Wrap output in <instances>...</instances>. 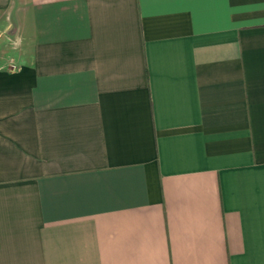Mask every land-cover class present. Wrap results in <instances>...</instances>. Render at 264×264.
<instances>
[{"label":"crops","instance_id":"crops-1","mask_svg":"<svg viewBox=\"0 0 264 264\" xmlns=\"http://www.w3.org/2000/svg\"><path fill=\"white\" fill-rule=\"evenodd\" d=\"M0 264H264V0H0Z\"/></svg>","mask_w":264,"mask_h":264},{"label":"built area","instance_id":"built-area-1","mask_svg":"<svg viewBox=\"0 0 264 264\" xmlns=\"http://www.w3.org/2000/svg\"><path fill=\"white\" fill-rule=\"evenodd\" d=\"M8 68L10 70H16L17 69V66H16V64L14 62V59L11 58V57L9 58Z\"/></svg>","mask_w":264,"mask_h":264}]
</instances>
